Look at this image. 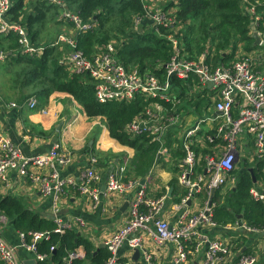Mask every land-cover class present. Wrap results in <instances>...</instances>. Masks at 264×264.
Listing matches in <instances>:
<instances>
[{
    "label": "built area",
    "instance_id": "built-area-1",
    "mask_svg": "<svg viewBox=\"0 0 264 264\" xmlns=\"http://www.w3.org/2000/svg\"><path fill=\"white\" fill-rule=\"evenodd\" d=\"M46 1L58 7L57 19L63 22V31L50 45L61 49L65 44L70 46L61 63L76 73L91 76L98 101L130 102L144 97V108L125 124L124 131L131 137H150L158 144L157 156L166 161L175 160L178 152V146L169 140L180 139L177 165L184 190L178 193L177 200L169 195L170 188L159 195L152 192L148 179L157 160L144 180L127 178V162L119 160L113 162L104 178L96 154L89 155L78 175L65 174L63 171L75 159L68 148L56 142L48 152L28 155L0 125V191L8 193L21 180L30 181L50 198L54 231L75 229L89 236L96 246L109 251L105 264H261L264 224L256 227L244 219L221 224L215 219L217 193L236 185L239 164L244 159L251 163L264 161V10L257 8L260 2L245 0L243 10L251 18L250 33L260 37V46L252 51L237 50L231 60L215 64L208 52L190 57L184 50L177 36L183 25L176 5L168 6L169 0H143L145 13L136 17V27L148 23L159 33L161 27L169 29L163 36L172 45L173 53L163 65L165 73L160 75L126 65L119 59L113 41L87 55L78 48L76 35L92 30L95 20H85L65 0ZM12 6V0H0V33H14L22 53L41 55L45 45H36L27 27L10 17ZM174 78L189 84L191 94L185 97H206L210 101L204 104L207 114L203 115L202 107L193 123L186 119L191 112L180 108L185 97L180 96ZM26 104L35 109L37 96L28 97ZM16 106V102L0 94V108ZM69 188L83 195L92 213L103 209L104 196L124 197L128 205L125 220L111 234L94 236L85 216L65 218L61 214ZM250 194L264 203V177L256 180ZM11 225L10 219L0 214V259L5 264H24L22 249L34 252L37 262L50 258L37 249L38 241L50 238L49 230L29 233L30 240L24 231L16 230L19 241L14 243L5 235ZM244 239L250 245L247 250ZM55 249V245L51 246L52 251ZM84 257L85 249L79 246L65 256L64 263L72 264L75 258Z\"/></svg>",
    "mask_w": 264,
    "mask_h": 264
},
{
    "label": "trees",
    "instance_id": "trees-1",
    "mask_svg": "<svg viewBox=\"0 0 264 264\" xmlns=\"http://www.w3.org/2000/svg\"><path fill=\"white\" fill-rule=\"evenodd\" d=\"M10 17L27 27L31 40L36 45H45L41 55L22 53L17 36L14 33H0V68L6 72L11 93L7 97L25 100L30 96L49 97L56 91L71 94L84 108L90 118L101 116L105 119L112 137L124 145L135 149V155L127 168V178L146 176L155 158L158 144L146 135L131 137L124 126L142 111L144 97L138 96L130 102H100L95 95L94 82L87 73H76L61 63L64 54L70 50L50 45V42L63 31V22L57 19L58 7L46 0H12ZM78 11L85 20H95L92 30L78 33V48L91 56L98 47L113 41L117 47L119 59L126 65L142 71L151 70L163 75L165 65L171 58L173 47L163 36L169 31L161 27L160 33L148 23L136 27V17L145 13L143 0H65ZM257 8L264 10V0ZM245 0H169L168 6L176 5L177 15L182 24L177 36L190 57L208 52L214 57L215 64L231 60L235 52L242 47L252 51L260 45L250 33L251 18L244 13ZM264 20V19H263ZM229 49L233 50L229 52ZM160 68H157L159 65ZM180 96H189V84L174 78ZM210 101L194 96L183 99L180 106L197 114L203 104ZM202 105V106H200ZM198 106V107H197ZM178 146L180 139L169 140ZM181 155V152H179ZM253 167L239 171L236 185L229 189L226 198L218 201L215 219L224 224L234 222L241 216L249 224L260 227L264 224V203L254 199L250 188L261 176L264 161ZM220 193H217V197ZM0 214L7 216L15 230L24 231L28 240L29 233L50 231L49 239L37 242L39 253L49 254L50 258L37 264H65L64 258L79 246L85 249L84 258H75L72 264H105L110 253L103 246H96L85 234L75 229L55 232L56 223L52 218L33 209L26 200L12 193L0 191ZM55 245L56 249L51 250ZM0 264H5L0 259Z\"/></svg>",
    "mask_w": 264,
    "mask_h": 264
},
{
    "label": "crops",
    "instance_id": "crops-1",
    "mask_svg": "<svg viewBox=\"0 0 264 264\" xmlns=\"http://www.w3.org/2000/svg\"><path fill=\"white\" fill-rule=\"evenodd\" d=\"M3 96L5 95L3 94ZM5 97L16 102L17 106L0 108V125L13 142L20 146L26 154L48 152L53 144L58 142L75 155L73 163L63 171L65 174L78 175L84 169L83 167L87 165L90 154L97 155L99 168L103 172L104 178H106L113 162L116 160L126 161L128 167L130 166L135 155V149L112 137L103 117H88L84 108L71 94L56 91L46 98L37 97L38 106L35 109L27 106V99L23 101L16 100L13 97ZM205 108L203 106V115L206 113ZM213 114H216V112H213ZM186 119L189 123H193L195 114L191 112ZM179 152H177L175 160L166 161L159 156L155 158L152 166L156 160L158 164L153 168V175L148 179L150 189L155 195H159L170 188L169 195H174V200H177L179 198L178 193L184 190L179 183L180 170L177 165L180 160ZM258 163H251L244 159L240 171L245 168H253ZM201 164L203 162L200 163L199 170H202L203 166ZM152 166L147 175L150 173ZM261 171V176L257 179V182L264 177V165ZM136 178L144 180V176ZM14 183L16 184V182ZM68 192L69 197L66 201L63 200L61 214L65 218L73 215L85 216L94 236L111 234L127 216L128 205H125L127 202L124 197L104 196L103 209L92 213L86 207L83 195L73 188H69ZM8 193L23 197L33 209L52 218L50 198L43 196L37 186L30 181L21 180V183L16 184ZM239 219L243 218L239 216L236 220ZM94 225L98 226V228L95 226L97 230L94 229ZM5 235L14 243L19 241L16 230L12 225L5 229ZM87 237L89 238V236ZM246 239L242 241L243 246H245L244 250L250 248L248 239ZM249 241L252 243V240ZM261 256V264H264V251H261Z\"/></svg>",
    "mask_w": 264,
    "mask_h": 264
},
{
    "label": "rangeland",
    "instance_id": "rangeland-1",
    "mask_svg": "<svg viewBox=\"0 0 264 264\" xmlns=\"http://www.w3.org/2000/svg\"><path fill=\"white\" fill-rule=\"evenodd\" d=\"M98 49H99V47H98ZM97 51L98 50H95V52H97ZM238 51H244V49L242 47H240L238 49ZM0 58H2V57H0ZM5 74H6V72L3 69L0 68V94H2V95L4 94L5 96H8V94L11 93V91H10V88L8 86V80H7ZM206 104L207 103H205V105ZM203 106H204V104H203ZM242 162L239 164V168L242 167V165H241ZM228 191L229 190H227V191H225L223 193H220V195L217 197V200L223 201L226 198V195H227Z\"/></svg>",
    "mask_w": 264,
    "mask_h": 264
},
{
    "label": "water",
    "instance_id": "water-1",
    "mask_svg": "<svg viewBox=\"0 0 264 264\" xmlns=\"http://www.w3.org/2000/svg\"><path fill=\"white\" fill-rule=\"evenodd\" d=\"M254 37H255V43L258 44L260 42V37L256 32L254 33ZM250 171H253V168H250ZM125 205H127V203ZM21 251H22L21 258L23 259L22 261L24 264H37V260L35 259L34 252L29 251L27 249H22ZM138 255H139V251H136L134 257L137 258Z\"/></svg>",
    "mask_w": 264,
    "mask_h": 264
}]
</instances>
